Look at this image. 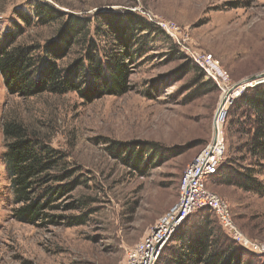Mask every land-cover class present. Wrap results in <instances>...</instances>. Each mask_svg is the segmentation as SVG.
Wrapping results in <instances>:
<instances>
[{
	"label": "rangeland",
	"instance_id": "rangeland-1",
	"mask_svg": "<svg viewBox=\"0 0 264 264\" xmlns=\"http://www.w3.org/2000/svg\"><path fill=\"white\" fill-rule=\"evenodd\" d=\"M42 3L64 18L41 24L35 7ZM72 14L87 24L59 65L66 69L83 59L86 79L94 78L90 49L104 65L127 47L130 90L93 101L76 91L25 97L10 92L0 74V264H124L126 251L177 202L187 164L213 140L223 92L264 72V0H0V37L20 28L18 43L43 47ZM171 24L174 31L166 29ZM194 54L213 55L227 74L221 86L205 76ZM236 98L227 102L218 127L226 145L221 165L231 159L251 166L237 148L242 141L235 122L241 117L228 115ZM11 118L58 152L60 168L72 169L80 181L50 212L58 216L54 223L15 217L3 134L4 120ZM116 141L146 149V164L134 170L115 157L109 148ZM254 167L264 184V168ZM207 183L230 204L241 231L264 243V189L245 190L219 175ZM207 216L224 229L212 211L202 209L174 237ZM238 244L245 262L264 264V253Z\"/></svg>",
	"mask_w": 264,
	"mask_h": 264
},
{
	"label": "trees",
	"instance_id": "trees-1",
	"mask_svg": "<svg viewBox=\"0 0 264 264\" xmlns=\"http://www.w3.org/2000/svg\"><path fill=\"white\" fill-rule=\"evenodd\" d=\"M35 13L43 25L64 18V13L49 3L36 5ZM86 24L81 16H67L56 38L43 47L18 43V36L23 32L20 28L0 37V74L9 91L25 97L43 92L76 91L89 101L129 91V71L124 59L127 58L125 54L132 51L127 47L112 55L104 65L90 49L88 60L97 65L89 68L90 76L94 78L86 79L83 59L76 60L66 69L59 65L58 60L67 56ZM229 114L241 117L235 122L242 141L237 148L245 152L242 158L248 159L251 166L230 159L224 165L220 164L215 175L227 184L262 192L264 184L254 165L264 168V82L244 89L231 105ZM231 127L228 126V132ZM3 134L7 146L4 158L14 202L18 205L15 217L33 225L54 223L58 216L50 212L59 209V201L75 192L80 186L79 179L74 177L72 169L60 168V154L41 145L22 121L16 118L4 120ZM109 149L134 170L146 164V149H138L134 143L116 141ZM223 231L209 216L205 217L202 224L182 229L178 236L171 238L158 264H253L244 261L243 253L236 247L237 241Z\"/></svg>",
	"mask_w": 264,
	"mask_h": 264
},
{
	"label": "built area",
	"instance_id": "built-area-1",
	"mask_svg": "<svg viewBox=\"0 0 264 264\" xmlns=\"http://www.w3.org/2000/svg\"><path fill=\"white\" fill-rule=\"evenodd\" d=\"M174 31L175 25H167ZM205 70V76L220 86L227 74L216 63L213 55H192ZM214 135L213 140L185 167L179 185L177 202L167 211L137 243L126 251L124 264H158L165 246L188 217L199 210H211L224 230L240 245L257 253H264V243L252 241L235 221L230 204L208 186V177L218 172L225 152L224 136Z\"/></svg>",
	"mask_w": 264,
	"mask_h": 264
},
{
	"label": "water",
	"instance_id": "water-1",
	"mask_svg": "<svg viewBox=\"0 0 264 264\" xmlns=\"http://www.w3.org/2000/svg\"><path fill=\"white\" fill-rule=\"evenodd\" d=\"M262 80H264V72H261V73H258V74H254V75H252L250 77H247V78L241 80L240 82L236 83L231 89H229V94L227 95L226 98H224L222 100V102H221V104H220V106L218 108V111H217V114H216V117H215V120H214L215 121L214 122V126H215V123L218 124V118H222L224 120V118H225V116L227 114V110H224V106H225L229 96L233 92L232 89L240 88L241 91H242V90L246 89L249 86H253L255 84L263 83L264 81H262ZM218 132H219V128L217 126L216 131H215L216 137L218 135ZM216 137H215V139H216Z\"/></svg>",
	"mask_w": 264,
	"mask_h": 264
},
{
	"label": "bare ground",
	"instance_id": "bare-ground-1",
	"mask_svg": "<svg viewBox=\"0 0 264 264\" xmlns=\"http://www.w3.org/2000/svg\"><path fill=\"white\" fill-rule=\"evenodd\" d=\"M255 85H256V84H255ZM232 90H233V92H232V94L229 96L227 102L229 101V99H233L234 97H235V98L238 97V95L241 94L240 92L243 91V90L241 91L240 88H236V89L234 88V89H232ZM228 94H229V90L223 92V94H222V96H221V100H220L219 106H220L222 100H223L224 98H226ZM227 102H226V104H227ZM226 104H225V106H227ZM225 106H224V110H227V109H225ZM220 120L222 121L223 119H222V118H218V121H219L218 124L215 123V127H216V128H217V126L220 127ZM216 128H215V129H216Z\"/></svg>",
	"mask_w": 264,
	"mask_h": 264
}]
</instances>
